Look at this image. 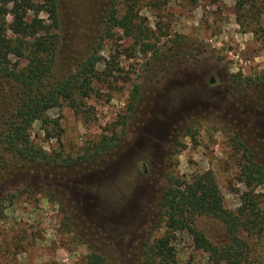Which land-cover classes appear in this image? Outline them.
<instances>
[{
	"label": "rangeland",
	"instance_id": "obj_1",
	"mask_svg": "<svg viewBox=\"0 0 264 264\" xmlns=\"http://www.w3.org/2000/svg\"><path fill=\"white\" fill-rule=\"evenodd\" d=\"M56 1L60 43L46 84L92 56L99 79L80 111L64 102L48 111L49 126L31 129L58 164L13 162L8 173L0 163V264H92V254L102 264H208L185 232L174 235V260L151 249L167 232L170 178L211 173L234 212L247 190L239 144L264 168V0H143L141 31L111 37L115 0ZM21 99L0 77V127ZM103 138L109 153L91 157ZM194 226L219 248L230 243L219 219L198 216ZM252 250L264 264V239Z\"/></svg>",
	"mask_w": 264,
	"mask_h": 264
},
{
	"label": "trees",
	"instance_id": "obj_2",
	"mask_svg": "<svg viewBox=\"0 0 264 264\" xmlns=\"http://www.w3.org/2000/svg\"><path fill=\"white\" fill-rule=\"evenodd\" d=\"M142 1L115 0L106 34L111 37L116 29L128 36L141 31L138 8ZM59 29L56 0H0V77L16 83L22 94L15 113L0 127V163H4L8 173L14 171L10 169L13 162L26 163H19L16 169L59 163L58 157H52L33 143L31 129L36 122L49 126L48 111L64 102L80 111L82 101L91 97L92 85L99 79L97 66L101 60L92 56L76 73L46 84L55 66ZM146 47L153 49L151 45ZM53 123L59 126L57 120ZM110 145L109 139L103 138L92 148V154H88L91 157L108 154ZM239 146L242 147L238 148L242 152L239 179L247 189L241 195V206L234 212L223 209V196L211 173L189 181L170 178L162 205L167 232L152 247L155 256L174 260V235L185 232L191 236L194 248L208 255V264H255L252 243L264 239V200L261 199L264 197L255 193V188L264 187V168L244 145ZM198 216L219 219L228 230L230 243L221 248L213 245L194 226ZM90 259L92 264H102V257L96 254Z\"/></svg>",
	"mask_w": 264,
	"mask_h": 264
},
{
	"label": "flooded vegetation",
	"instance_id": "obj_3",
	"mask_svg": "<svg viewBox=\"0 0 264 264\" xmlns=\"http://www.w3.org/2000/svg\"><path fill=\"white\" fill-rule=\"evenodd\" d=\"M46 179H47V181H48L49 178H46ZM50 179H51V178H50ZM49 181H50V180H49ZM51 181L53 182L54 180H51ZM43 182H45V180H44V181L42 180V183H43Z\"/></svg>",
	"mask_w": 264,
	"mask_h": 264
}]
</instances>
